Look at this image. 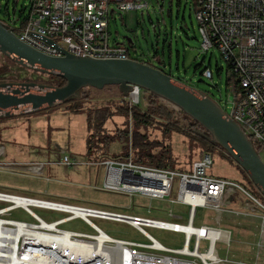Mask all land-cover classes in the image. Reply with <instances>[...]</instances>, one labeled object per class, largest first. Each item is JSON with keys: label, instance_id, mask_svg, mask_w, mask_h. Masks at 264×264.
Masks as SVG:
<instances>
[{"label": "built area", "instance_id": "2783aa9c", "mask_svg": "<svg viewBox=\"0 0 264 264\" xmlns=\"http://www.w3.org/2000/svg\"><path fill=\"white\" fill-rule=\"evenodd\" d=\"M193 2L200 49L202 52L216 49L232 64L235 82L229 86L230 98L225 100L229 111L216 101L242 127L261 156L264 152V0ZM145 6L144 0H31L24 22L14 14L6 15L2 22L22 41L50 55L61 53L47 39L76 55L129 59L127 45L109 41L110 19L117 10H138ZM202 75L213 78L210 68ZM141 90L133 86L126 97L131 105L139 104ZM5 153V145L0 144V171L17 172L14 171L17 164L2 160ZM130 155L122 160L121 166L110 165V170L120 169L119 180H110L109 170L103 189L130 198L187 205L186 224L0 191V202L6 204L0 207V264H264V203L234 180L208 175L207 169L213 164L212 154L204 153L188 170L136 164ZM64 160L69 163L67 156ZM45 167L46 163L36 162L28 169L40 177ZM175 180L177 197L170 199ZM237 190L254 202V205L247 204L243 212L226 208ZM32 206L66 215L48 221L34 212ZM254 206L260 212H252ZM197 207L216 213L218 225L195 224ZM18 208L29 213L33 221L9 218ZM224 213L259 220L253 249L241 259L230 254L232 229L221 226ZM92 217L125 222L142 233L147 241L114 238L94 224ZM77 218L91 225L95 232L89 234L62 227ZM147 226L183 234V246H165L147 232ZM221 251L226 252L225 257L221 256Z\"/></svg>", "mask_w": 264, "mask_h": 264}, {"label": "rangeland", "instance_id": "374dc122", "mask_svg": "<svg viewBox=\"0 0 264 264\" xmlns=\"http://www.w3.org/2000/svg\"><path fill=\"white\" fill-rule=\"evenodd\" d=\"M144 2L146 6L142 9L116 11L115 16L110 19V43H123L130 47L134 57H140L152 64H157L153 58L154 48L160 50L162 61L167 64V68L171 69L173 74L181 77L188 85L200 91H206L229 111L230 107H226L225 100L230 98L229 86L235 81L231 78L227 83L230 73L227 72V63L218 50L202 52L200 49V34L194 15L193 0H144ZM30 4L31 0H0L2 9L0 13L3 15L7 8L11 15L15 13L19 16L23 10L25 17L29 13ZM128 39H131L132 43L128 42ZM2 55L0 52V64L4 62ZM209 60H211L213 78H204L202 71ZM217 65L223 67L221 74L217 71ZM11 72L15 73L16 77L0 79V82L33 81L49 84L48 76L41 71L34 72L28 67L27 69L15 67ZM10 92L16 91L0 90V95ZM147 95L148 92L141 90L139 105L142 108L148 104ZM122 98L123 95L118 87L105 86L102 89L83 88L75 99L80 100L88 108L121 104ZM64 105L65 103L34 111H30L29 106H0V112L15 113L4 116L7 119L0 123V144L6 147L2 160L17 164L18 167L14 171L20 172L0 171V191L105 208L181 224L187 223L189 213L187 205L163 202L159 199L130 198L125 194L103 189L110 165L121 166L120 154L125 151L122 149L123 143L117 138L110 144L108 152L101 153V158L98 156L99 161L94 162L90 159V155H87L86 138L90 132L85 114L65 112ZM168 106L174 108L170 104ZM129 123L131 124L128 117L116 113L106 121L104 127L106 133L120 135L127 129ZM148 134L152 139L166 140V143L171 145L175 160L173 169H190L192 162L202 153L198 144L190 142L181 134L173 133L170 138L165 139L159 130L152 127L148 130ZM124 143L132 157L131 144L126 141ZM223 152L228 155L224 150ZM65 156L69 158V163L64 160ZM261 156L264 159V152ZM212 159L213 164L207 169L208 175L234 180L264 203L263 193L253 182L250 183L241 169L239 170L236 165L228 161L219 149L212 152ZM36 162L46 163L40 177L28 169L29 165ZM246 175L249 177L247 173ZM176 184L177 180H175L170 199L177 197ZM232 196L234 199L226 205L228 210L243 212L247 204L254 205V202L239 190L234 191ZM4 205L6 204L0 202V207ZM129 205L131 207L127 208ZM31 209L48 221L66 215L34 206ZM251 211L258 213L260 209L254 206ZM214 214L216 213L208 208L197 207L195 224L207 222L218 225ZM171 215H177L180 218ZM8 217L33 221L32 216L21 208L13 210ZM91 220L114 238L147 241L142 233L125 222L96 217H92ZM220 220L221 226L232 229L230 254H234L237 259L247 256L258 238V218L224 213ZM62 227L89 234L95 232L94 228L81 218L65 223ZM145 229L167 247L181 248L183 246L184 237L181 233L149 226ZM220 254L222 257L226 256L225 251H221Z\"/></svg>", "mask_w": 264, "mask_h": 264}, {"label": "water", "instance_id": "95a60500", "mask_svg": "<svg viewBox=\"0 0 264 264\" xmlns=\"http://www.w3.org/2000/svg\"><path fill=\"white\" fill-rule=\"evenodd\" d=\"M61 55H50L22 41L0 19V52L29 69L60 75L64 85L33 81H1L0 90H14L0 95V106H29L30 111L48 109L78 97L81 89H102L116 85L124 97L133 86L157 96L199 123L210 140L223 149L250 177L264 195V161L242 127L229 117L218 102L161 68L133 58L101 59L76 55L47 39ZM128 42L132 43L131 39ZM123 44V43H122ZM15 113L0 112V117Z\"/></svg>", "mask_w": 264, "mask_h": 264}, {"label": "trees", "instance_id": "16d2710c", "mask_svg": "<svg viewBox=\"0 0 264 264\" xmlns=\"http://www.w3.org/2000/svg\"><path fill=\"white\" fill-rule=\"evenodd\" d=\"M0 10L2 11L1 6ZM23 13L24 11L22 10L19 16H17L15 13L14 15H16L18 20L24 22L26 16L24 17ZM9 14V11L6 8L4 15ZM0 19L4 20V18L1 17ZM128 48L130 50V47ZM153 52V58L157 61V64H152L151 62L143 60L140 57H134L131 51L130 56L131 58L138 61L155 65L156 67L161 68L167 74L175 77L181 82L188 84L181 77L173 74L171 69L167 68V64L162 61L160 50L154 48ZM2 56L4 58V62L0 64L1 80H5L8 77H16V74L11 72L15 67L17 69H27V67L20 65L12 58L4 54ZM226 63L227 72L230 73V76L227 80L228 83L230 79L233 78V72L232 64L228 61H226ZM200 65L202 66L203 64L201 63ZM169 66L171 67V63H169ZM207 68L211 69V60H209L208 65L204 67L203 71ZM222 70L223 67H219L217 65V71L219 74H221ZM34 72L38 71L34 70ZM42 74H46L48 76V83L51 85L61 86L66 83V80L60 75L45 72H42ZM204 92L209 95L206 91ZM209 96L211 97V95ZM146 98L148 104L145 108L140 107L139 104L131 105L124 96L122 98L121 104H115L112 106L103 105L86 108L78 99H73L65 103V112L73 114L84 113L86 116L87 128L90 132L86 138V149L87 155H90L91 157L90 159H92L94 162L99 161L100 154H106L110 148V144L119 138V140H121L123 143L122 149L125 150L122 152V154H120V159H128L127 157L129 156V148L124 143L126 141L131 144V160L134 163L159 168H173L175 160L172 154L171 145L166 143V140L152 139L148 134V130L152 127L159 130L165 139L170 138L173 133H178L187 137L190 142L198 144L202 150V153L198 158H200L204 153L212 154V152H214L216 149H219L222 155L228 161L236 165L239 170L241 169L237 163H235L228 155L223 152V149L210 140L206 130L199 123H196L193 119L187 117L182 111L169 107L166 102L160 100L157 96L149 92ZM116 113H120L128 117L131 124L129 123L127 129L122 131V134L110 135L109 133H106L104 125L106 121ZM5 119H7V117H0V123L5 121ZM241 172L244 173L248 181L252 183L243 169H241Z\"/></svg>", "mask_w": 264, "mask_h": 264}, {"label": "bare ground", "instance_id": "6f19581e", "mask_svg": "<svg viewBox=\"0 0 264 264\" xmlns=\"http://www.w3.org/2000/svg\"><path fill=\"white\" fill-rule=\"evenodd\" d=\"M119 172H120V169H111L110 171V180L112 181H116V180H119Z\"/></svg>", "mask_w": 264, "mask_h": 264}, {"label": "flooded vegetation", "instance_id": "af4514ba", "mask_svg": "<svg viewBox=\"0 0 264 264\" xmlns=\"http://www.w3.org/2000/svg\"><path fill=\"white\" fill-rule=\"evenodd\" d=\"M0 17H1V18H6V15H4V14L1 15V13H0Z\"/></svg>", "mask_w": 264, "mask_h": 264}, {"label": "crops", "instance_id": "0c3cea01", "mask_svg": "<svg viewBox=\"0 0 264 264\" xmlns=\"http://www.w3.org/2000/svg\"><path fill=\"white\" fill-rule=\"evenodd\" d=\"M131 51V50H130ZM132 53V52H131Z\"/></svg>", "mask_w": 264, "mask_h": 264}]
</instances>
